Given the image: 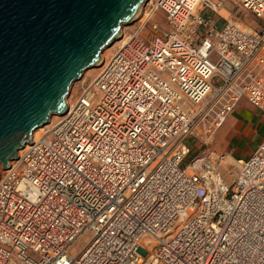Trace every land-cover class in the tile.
Here are the masks:
<instances>
[{"label":"built area","instance_id":"obj_1","mask_svg":"<svg viewBox=\"0 0 264 264\" xmlns=\"http://www.w3.org/2000/svg\"><path fill=\"white\" fill-rule=\"evenodd\" d=\"M230 1L261 27L223 18L222 0L146 1L0 171V264H264V138L229 182L210 148L240 100L264 115V0Z\"/></svg>","mask_w":264,"mask_h":264},{"label":"water","instance_id":"obj_2","mask_svg":"<svg viewBox=\"0 0 264 264\" xmlns=\"http://www.w3.org/2000/svg\"><path fill=\"white\" fill-rule=\"evenodd\" d=\"M147 0H0V165L67 111L64 97Z\"/></svg>","mask_w":264,"mask_h":264},{"label":"crops","instance_id":"obj_3","mask_svg":"<svg viewBox=\"0 0 264 264\" xmlns=\"http://www.w3.org/2000/svg\"><path fill=\"white\" fill-rule=\"evenodd\" d=\"M222 1L224 6V0ZM263 138L264 115L242 99L235 104L232 112L217 130L211 146L214 152L223 157L220 166L224 163L238 169L239 161L246 159ZM221 173L229 182L226 174Z\"/></svg>","mask_w":264,"mask_h":264},{"label":"rangeland","instance_id":"obj_4","mask_svg":"<svg viewBox=\"0 0 264 264\" xmlns=\"http://www.w3.org/2000/svg\"><path fill=\"white\" fill-rule=\"evenodd\" d=\"M200 8H201V6L199 5L197 7V9H200ZM218 12L220 13V15L223 18H226L227 20H231L233 22H237L242 27H244V26L249 27V28H260L261 27V22L254 15L248 14L240 6H238L237 4H234L230 0H224V6L222 5V7L218 10ZM142 16L143 15H142V7H141L138 15L133 17V19L130 22L125 23L120 27L119 33H118L119 35H117V37L114 39L112 44L109 47L103 48L99 52V57H101L102 60H103V58L109 57L114 52V50L118 46L121 45V43L123 42L122 38L124 36L130 35L137 28L138 22L142 18ZM153 19L157 20L158 22L163 24V16L161 13L158 12L157 14H155L153 16ZM220 21L223 22L224 19L220 18ZM210 60L216 61V56L214 55V53L211 54ZM101 63H102V61H101ZM100 64L97 66H91V67L85 69L81 73V76L70 85L69 92L64 97V101L67 100V104L69 102H71L80 93L81 89L85 85H87L88 83L91 82V80L94 78L97 71L92 72L90 70L93 69L94 67L98 68L100 66ZM59 116H60L59 114L51 115L48 118L49 121L47 124H45L41 127H38L37 129H35L33 131V133L35 132V136H39L40 134H42V132L45 129L49 128L51 126V124L54 123L58 119ZM211 144H210V148L212 149ZM192 153H193V150H192ZM1 170H2V166L0 165V171ZM220 170H221V172H224L226 174V177L229 178V180H231L233 178L236 170H237V167L227 165V164L224 165V163H222V165L220 166ZM86 238L91 240L93 238V233L90 231H87V232L83 233L79 238L76 239V241L72 245V248L76 251V254H78L81 251L83 241Z\"/></svg>","mask_w":264,"mask_h":264},{"label":"bare ground","instance_id":"obj_5","mask_svg":"<svg viewBox=\"0 0 264 264\" xmlns=\"http://www.w3.org/2000/svg\"><path fill=\"white\" fill-rule=\"evenodd\" d=\"M141 7H142V5L140 4L138 7H137V9L135 10V12H134V14H133V16L131 17V20L133 19V17H135L136 15H138L139 14V11H140V9H141ZM119 33V32H118ZM117 35H119V34H117ZM117 37V36H116ZM112 44V43H111ZM110 44V45H111ZM109 45V46H110ZM109 46H106V47H109ZM101 61H102V59H101V57H99V60H98V62L97 63H95V65L94 66H97V65H99L100 63H101ZM98 70V68H93V69H91L90 71H92V72H94V71H97ZM65 105L67 106V100H65ZM37 136H35V132L34 133H31V138H30V141L31 140H33V138H36ZM17 154H18V151H17ZM10 164V163H9Z\"/></svg>","mask_w":264,"mask_h":264}]
</instances>
